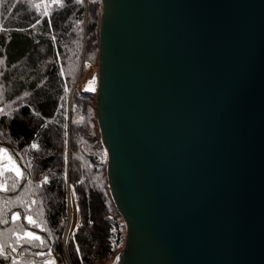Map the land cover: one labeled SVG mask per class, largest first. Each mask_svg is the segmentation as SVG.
I'll use <instances>...</instances> for the list:
<instances>
[{"label":"water","instance_id":"obj_1","mask_svg":"<svg viewBox=\"0 0 264 264\" xmlns=\"http://www.w3.org/2000/svg\"><path fill=\"white\" fill-rule=\"evenodd\" d=\"M100 1L113 264H264V0Z\"/></svg>","mask_w":264,"mask_h":264},{"label":"trees","instance_id":"obj_2","mask_svg":"<svg viewBox=\"0 0 264 264\" xmlns=\"http://www.w3.org/2000/svg\"><path fill=\"white\" fill-rule=\"evenodd\" d=\"M102 10L100 0H0V149L22 170L0 190V264H112L126 246L97 97L81 85L99 66ZM71 192L80 223L67 235ZM27 232L43 244L17 240Z\"/></svg>","mask_w":264,"mask_h":264},{"label":"rangeland","instance_id":"obj_3","mask_svg":"<svg viewBox=\"0 0 264 264\" xmlns=\"http://www.w3.org/2000/svg\"><path fill=\"white\" fill-rule=\"evenodd\" d=\"M95 77H99V66H90L89 69L87 71H85V74L82 77V80H81L82 88H85L87 86L88 82ZM87 89H89V88H87ZM89 90L95 91L93 89H89ZM3 150H6L8 155L5 156L3 154V152H1V154H0V189H7V178H6L7 173H12V174L16 175L15 171L13 170V165L18 167L20 169L21 173H22V170H21V167L19 165V162L14 158V156H12V154L7 149H3ZM19 177H21V176H19ZM1 191H4V190H1ZM72 194L73 193L71 192V194H70L71 225H70V230H69L68 234L72 233L80 223L78 213L76 214V211H75L76 210L75 209V205H76L75 203L76 202H75ZM76 215H77V223H76ZM46 264H49V262Z\"/></svg>","mask_w":264,"mask_h":264},{"label":"snow or ice","instance_id":"obj_4","mask_svg":"<svg viewBox=\"0 0 264 264\" xmlns=\"http://www.w3.org/2000/svg\"><path fill=\"white\" fill-rule=\"evenodd\" d=\"M77 2H80V0H77ZM92 83L94 84L95 82L93 81ZM3 111H4L3 109H0V112H3ZM31 147L33 149H36L37 145L36 144H32ZM0 151H2L5 156L8 155L6 150L0 149ZM13 170L15 171L16 176H18V177L22 176V173H21L20 169L18 167H16L15 165H13ZM45 182H47V181H45ZM0 190H5L6 191V189H0ZM12 219L13 220H19L20 219V215L17 214L15 216H13ZM28 223L29 224H35V221L32 219L31 216H28ZM25 237H27L28 240H30V241H40L41 244H43V240H41V237H39L37 235H34L32 232H27V233L24 234V236L17 237V240L24 239ZM12 251L15 252L16 249L12 248ZM4 252H5L4 246L0 245V256L4 255ZM5 258L7 259V257H5ZM49 264H54V262L49 261Z\"/></svg>","mask_w":264,"mask_h":264},{"label":"bare ground","instance_id":"obj_5","mask_svg":"<svg viewBox=\"0 0 264 264\" xmlns=\"http://www.w3.org/2000/svg\"><path fill=\"white\" fill-rule=\"evenodd\" d=\"M95 82L94 84L92 83V82ZM98 84H99V77H95V78H93V79H91L89 82H88V84H87V87L89 88V89H93V90H97V88H98Z\"/></svg>","mask_w":264,"mask_h":264},{"label":"crops","instance_id":"obj_6","mask_svg":"<svg viewBox=\"0 0 264 264\" xmlns=\"http://www.w3.org/2000/svg\"><path fill=\"white\" fill-rule=\"evenodd\" d=\"M72 196H73V198H74V200H75V202H76V199H75V196H74V194H72ZM76 205H75V211H76V214L78 213V208H77V202L75 203ZM79 216V215H78ZM76 223H77V215H76Z\"/></svg>","mask_w":264,"mask_h":264},{"label":"built area","instance_id":"obj_7","mask_svg":"<svg viewBox=\"0 0 264 264\" xmlns=\"http://www.w3.org/2000/svg\"><path fill=\"white\" fill-rule=\"evenodd\" d=\"M85 3H88L89 1H91V0H83ZM68 233H69V229L67 230V235H68Z\"/></svg>","mask_w":264,"mask_h":264}]
</instances>
